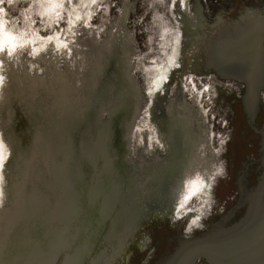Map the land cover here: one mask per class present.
Wrapping results in <instances>:
<instances>
[{"label": "rangeland", "instance_id": "obj_1", "mask_svg": "<svg viewBox=\"0 0 264 264\" xmlns=\"http://www.w3.org/2000/svg\"><path fill=\"white\" fill-rule=\"evenodd\" d=\"M223 2L0 0V264H128L236 195L252 134L231 82L203 63ZM54 124L70 143L34 161L52 178L73 163L71 224L14 254L24 163ZM247 137L259 158L261 138ZM178 140L182 164L165 174Z\"/></svg>", "mask_w": 264, "mask_h": 264}, {"label": "water", "instance_id": "obj_2", "mask_svg": "<svg viewBox=\"0 0 264 264\" xmlns=\"http://www.w3.org/2000/svg\"><path fill=\"white\" fill-rule=\"evenodd\" d=\"M242 26H245V28L236 37H231L229 42H218L210 55H204V62L209 63L219 73L238 78L244 82L246 84V92L242 102L245 105H254L260 100V94L264 88V16L255 15ZM54 133L61 135L59 142L64 141V146L70 143L66 137L68 132L58 124L49 127L44 134L45 136L38 134L39 143L48 145L52 141L50 135ZM34 154H37V152ZM61 154L62 151L59 155ZM32 155L31 152V159L29 162L24 163L25 167L27 164L29 169L33 171L32 177L26 178L29 181L25 187L27 188L28 183L36 185L41 180L46 181L38 192L40 204L34 215L27 218L28 213L26 211L21 215L22 219L19 221V226L13 221L16 237L11 247H14V249H6V251L14 252V254L18 253L15 246L33 244L32 242L35 243L36 241V243L42 244L44 241L46 242V235L63 231L71 224L68 222L67 213L69 210L67 209H69V203L73 201L74 197L72 178L75 176L70 173L74 167L73 163H69L68 171L65 172V174H69L66 177L52 178L49 168H46L45 171H47L48 175H45L39 170L37 165L34 168L33 161L30 164L33 159ZM24 199L26 198L24 197ZM23 200L21 199L16 206L17 210L20 209L21 204L23 205ZM263 203L264 187L256 192L255 198L248 209V215L244 219L231 227H227L224 221H219L215 224V228L210 234L183 240L176 251L167 257L165 264H196L202 257L207 258L211 264H264ZM54 211L60 214L59 219L56 217L53 220L50 219L49 214ZM25 219L34 222H27V226H31L34 233L27 232ZM109 219L113 222L114 214ZM62 223L67 225L63 227L61 226ZM39 225L40 230L37 229ZM113 227L117 231L115 225ZM110 228L111 226H108V229ZM118 230H121V228ZM49 243L47 246H51L52 240ZM6 256L7 253L3 258L4 260H6ZM34 260L32 258L31 262Z\"/></svg>", "mask_w": 264, "mask_h": 264}, {"label": "flooded vegetation", "instance_id": "obj_3", "mask_svg": "<svg viewBox=\"0 0 264 264\" xmlns=\"http://www.w3.org/2000/svg\"><path fill=\"white\" fill-rule=\"evenodd\" d=\"M221 8L223 11V13L221 12L222 14H220L221 17L216 19L214 18L209 24L210 30L208 31L204 44L205 55H210L213 48L217 46L218 42H229L231 37H236L245 28V26L243 27L242 25L246 23L248 19L253 18L255 15L264 16V0H225V4L223 2ZM203 63L206 68L204 70L206 74L211 76L214 75L218 79L231 82V85L238 93L235 102L241 104L246 116V126L248 132L252 134L251 136L248 134L247 137L246 130L241 132V135L244 138L242 147L245 150V160L237 163L239 169L241 170L242 168V175L237 180V193L231 197L227 196L226 199L229 200L223 201L224 205L222 209L218 212L211 213L209 217H207L206 222H204V226L197 227L195 229H193V226V228L188 226L187 229H183L182 226H176L173 228L176 230V233L174 232L173 235L169 237L166 248L161 246L159 247L160 244L157 243L155 246L153 245V249L148 253V255L143 254V257L141 256L139 259L136 258L131 260L128 264H165L167 257L176 251L183 240L194 239L202 237L204 234H210L215 228V224L219 221H224L227 227L233 226L248 215V209L255 198L256 192L260 188L264 187V88L261 91L260 100L257 103L254 105H245L242 102V98L246 92V84L238 78L219 73L207 62ZM246 137L249 138L250 141H254V138L256 137L261 138L260 151L262 153L259 158L256 157L252 159L255 153L251 152L252 145L247 143ZM176 144V152L173 154L172 165L165 169V174L173 172L175 166L179 168V165L182 164L179 155L181 150L179 140ZM230 165L231 164H228L227 170ZM258 173L260 175H258ZM254 176H256L255 179H253ZM223 180V182H225L224 184L229 186V180H232L231 173L229 172L228 174L227 172ZM249 186L252 187V189L250 192H247L246 187ZM168 213L174 214L173 211ZM144 244V242L139 244L141 251L144 250ZM196 264L211 263L207 258L202 257Z\"/></svg>", "mask_w": 264, "mask_h": 264}, {"label": "bare ground", "instance_id": "obj_4", "mask_svg": "<svg viewBox=\"0 0 264 264\" xmlns=\"http://www.w3.org/2000/svg\"><path fill=\"white\" fill-rule=\"evenodd\" d=\"M50 137H51L52 141L48 145L46 143H39L40 139L37 140L36 143L33 144V147L31 150L32 154L34 155V156L32 155L33 159L37 155H43L46 158H49L50 160H52L53 158H55L56 155H58L59 152H61L59 150H63L64 141L59 142V138L61 137V135L60 134L57 135L56 133H54V134H51ZM36 152H37V154H34ZM33 159L30 161V164L33 161L34 168H36V165H38V163H37V160L34 161ZM28 181H29V179L27 180V182ZM45 181L46 180H41L39 182V184L37 183L36 185H33L32 183H28L27 188L24 187L25 188L24 189L25 190L24 197L26 199L23 200V205L21 204L20 209L17 210L19 215L14 216V222L16 223V225L19 226V221H20V219H22L21 215H23L26 211H27L26 213H28L27 218H30L32 215H34L35 210L37 209L38 205L40 204L38 192L41 190ZM25 220H26L25 225L27 228V232L28 233H34L32 230L33 228H31V226H27V222H31V223H34V222L32 220H28V219H25ZM37 229L40 230V225L37 226Z\"/></svg>", "mask_w": 264, "mask_h": 264}, {"label": "snow or ice", "instance_id": "obj_5", "mask_svg": "<svg viewBox=\"0 0 264 264\" xmlns=\"http://www.w3.org/2000/svg\"><path fill=\"white\" fill-rule=\"evenodd\" d=\"M0 159H2V156H0Z\"/></svg>", "mask_w": 264, "mask_h": 264}]
</instances>
